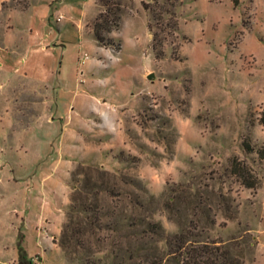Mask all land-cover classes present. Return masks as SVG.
<instances>
[{
    "label": "rangeland",
    "instance_id": "1",
    "mask_svg": "<svg viewBox=\"0 0 264 264\" xmlns=\"http://www.w3.org/2000/svg\"><path fill=\"white\" fill-rule=\"evenodd\" d=\"M59 1L53 9H60ZM66 1L67 14L75 16L83 0ZM238 1L112 0V8L120 4V28L103 33L111 45L97 41L107 57L92 53L88 44L81 49L101 68H78L83 42L72 25L63 34L68 87L83 70L79 82L85 93L101 86L102 106L117 97L124 101L110 104L120 113L132 111L131 144L116 153L119 166L77 165L71 173L64 224L71 212L84 225L74 259L60 246L62 231L54 240L60 250L52 245L45 250L34 237L42 200L37 193L34 200L26 185L38 167L30 127L53 107L46 78L58 82L61 50L56 68H51L52 55L41 51L21 63L11 46L0 50L7 75L3 81L0 71V264H19L13 241L22 221L14 206L24 205L27 197L23 217L30 225L23 229L32 253L42 258L35 257L33 264H186L187 256L172 254L165 239L184 233L193 236L196 248L211 243L242 264H264V0ZM34 3L12 0L6 10ZM97 3L89 22L92 33L95 23L104 24L100 15H106L102 1ZM5 20L1 14L0 42ZM49 26L41 27L43 33L50 34ZM53 31L58 37L57 26ZM106 77L115 80L105 83ZM95 119V137L104 146L110 127L104 129L100 117ZM244 143L254 150L248 153ZM236 157L251 167L259 182L255 188L232 173ZM20 189L23 195L14 200ZM85 203L97 211V219L92 210L84 211Z\"/></svg>",
    "mask_w": 264,
    "mask_h": 264
},
{
    "label": "crops",
    "instance_id": "2",
    "mask_svg": "<svg viewBox=\"0 0 264 264\" xmlns=\"http://www.w3.org/2000/svg\"><path fill=\"white\" fill-rule=\"evenodd\" d=\"M55 1L58 0H35V3L26 9L12 6L6 10V5L8 6L12 0H0V15L4 14L6 18L1 33L0 50H8V46H11V52L20 56L19 62L21 63H25L26 55L29 56L33 51L44 52L54 58L51 68L57 67L55 55L61 50L62 62L59 63L58 82L54 81L51 76L46 78V83L52 85L50 101L53 107L49 113L40 117L30 127V132L35 133L33 141L37 142L34 158H36L38 167L34 178L28 180L26 185L28 192L33 194L34 200L37 198L36 193L42 200L40 204L42 214L38 218V225L35 226L33 235L45 250L46 248L49 250L51 245L58 248L54 240L60 236L65 222V208L70 203L72 193L69 179L76 166L99 164L106 168H117L120 162L116 158V153L128 149L131 144L128 133L131 109L128 108L120 113L115 105L110 104L113 100L123 102V98L109 99L106 103L109 107L105 108L100 102L101 100L106 101L105 98H101V93H103L101 86L93 85L97 94L85 93V88L79 82L83 70H78L73 87H68L69 84L65 80L67 46L61 43V40L63 41V34L69 31L70 25L75 27L80 41L83 42L77 53L78 68L81 65H85L87 70L102 67L98 59L89 58L84 64L81 63L80 59L83 54L89 52L81 50L82 44H88L92 53L107 57V54H104L106 49L98 47L94 33L88 30L90 20L97 14L98 0H83L79 9L73 10L76 13L75 16L67 14L66 0L59 1L60 9H53ZM51 15L54 16V22L50 18ZM44 25L45 27L50 25V34L43 33L41 27L43 28ZM55 26L59 31V39L52 35ZM117 64L115 62L114 66ZM2 68L3 65H0L2 78L5 81L7 75ZM88 74L84 72V76H89ZM111 79L115 80L112 77H106L105 83L110 82ZM97 117H100V125L104 126V129L110 127L108 131L111 132L110 138L101 143L105 144L104 146L98 145L95 137L98 126L95 119ZM40 132L43 135L40 136ZM30 183L33 184L32 190ZM22 195V190H18L13 195L14 200L21 198ZM30 200L27 197L24 205L14 206V208H19L21 215L19 218L22 221L17 231L23 234L22 246L28 259L33 260L35 257L42 259L39 254L32 253L31 238L25 234L23 229L30 225V221L23 217L28 213L27 207ZM16 234L13 241L15 247L19 237L18 232ZM15 257L18 260L19 254Z\"/></svg>",
    "mask_w": 264,
    "mask_h": 264
},
{
    "label": "trees",
    "instance_id": "3",
    "mask_svg": "<svg viewBox=\"0 0 264 264\" xmlns=\"http://www.w3.org/2000/svg\"><path fill=\"white\" fill-rule=\"evenodd\" d=\"M102 1V5L106 7L105 14L106 15H100L101 18L104 20V24H99L98 22L94 25V36L96 41L103 44L111 45L112 40L104 36L105 33H111L114 30H118L120 28L121 23V17H120V4L114 3L113 5L115 8L111 7V1ZM236 4H238V0H234ZM113 15V18L110 19L109 16ZM97 21V20H96ZM111 23V26H106ZM262 123L264 124V120H262ZM244 148L248 153H251L254 148L250 143H244ZM261 158H264V149L260 153ZM81 167H83L81 165ZM81 171H85L84 168L81 169ZM95 171H99L101 174V169H95ZM232 173L237 175L241 181V183L248 187V188H255L258 185V179L254 174L252 173L251 167L244 161L240 160L239 158H234L232 161ZM103 174V173H102ZM104 175V174H103ZM77 198L75 195L73 196V203L71 208L75 209L77 208V205L75 206ZM84 211H91V206H88L87 203L83 204ZM95 214V217L97 219V211L92 210ZM83 222L78 221L76 222L74 220V215L71 214V212L68 214V222H66L62 229V234L60 238V246L62 249L68 254L69 258L74 259V254L78 253V246H80V242L78 240V236L83 233ZM193 237L189 233L184 234H175L171 236H167L166 239V245L169 248L171 253L174 255L179 256H187V259L184 260V263L186 264H242L238 260H235L230 256V253L228 251L221 252L220 249L216 246H211V243H204L199 244V246L196 248L194 247L195 241L191 239ZM23 242V234H19V241L17 243V248L19 252V264H33L34 260H30L27 257V253L24 250L22 246ZM89 263V261H88ZM90 264H96L95 262H90Z\"/></svg>",
    "mask_w": 264,
    "mask_h": 264
},
{
    "label": "built area",
    "instance_id": "4",
    "mask_svg": "<svg viewBox=\"0 0 264 264\" xmlns=\"http://www.w3.org/2000/svg\"><path fill=\"white\" fill-rule=\"evenodd\" d=\"M90 57L88 54H84L82 56V58L80 59L81 63H84L86 60H88ZM37 264H41V263H37Z\"/></svg>",
    "mask_w": 264,
    "mask_h": 264
},
{
    "label": "water",
    "instance_id": "5",
    "mask_svg": "<svg viewBox=\"0 0 264 264\" xmlns=\"http://www.w3.org/2000/svg\"><path fill=\"white\" fill-rule=\"evenodd\" d=\"M154 77H155V75H154V74H150V75L148 76V78H149L150 80H153V79H154Z\"/></svg>",
    "mask_w": 264,
    "mask_h": 264
}]
</instances>
